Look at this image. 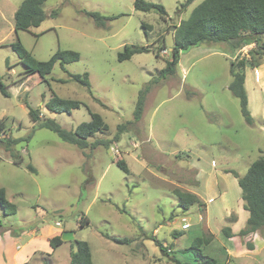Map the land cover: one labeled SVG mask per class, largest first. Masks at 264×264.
I'll use <instances>...</instances> for the list:
<instances>
[{
    "label": "rangeland",
    "instance_id": "1",
    "mask_svg": "<svg viewBox=\"0 0 264 264\" xmlns=\"http://www.w3.org/2000/svg\"><path fill=\"white\" fill-rule=\"evenodd\" d=\"M135 1L48 0L43 5L46 20L29 32L16 33L15 14L23 0H0V77L10 92L5 97L0 91V119L6 118L0 140L11 141L0 143V188L7 187L10 195L22 193L14 196L21 211L6 217L0 209V225L14 227L23 236L37 217L35 225L57 228L56 221L61 222L64 243L52 248L54 253H37L29 264H70L76 242L89 244L91 264L193 263L189 251L203 237L212 240L201 247L203 256L218 264H264V231L253 251L248 250L250 241L236 247L237 239L222 234L233 220L240 219L234 228L245 227L249 216L233 172L245 175L264 151L263 69L259 83L253 68L245 70L248 108L255 120L249 125L228 88L230 64L264 65L260 48L200 44L182 52L176 73L163 77L160 72L171 58L166 38L176 15L178 27L205 0H195L184 11L179 8L186 0H145L162 4L168 12L165 20L155 12L135 10ZM55 10L58 14L52 16ZM87 13L106 19L98 23ZM17 37L39 61H48L59 49L78 52L80 60L66 65L67 72L57 63L45 79L24 76L11 46ZM125 46L151 51L120 61ZM68 73H88L91 89L68 81ZM141 91L146 94L141 120L119 132V125L134 120ZM53 94L86 106L51 113L45 105ZM27 106L68 130L89 122L90 112L97 113L109 130L89 142L108 144L80 150L39 128ZM12 154L37 172L15 167ZM121 160L130 174L116 164ZM177 182L190 187L204 205L180 208L174 190L189 191L174 185ZM26 215L24 223L21 217ZM183 219L190 224L187 230L182 229ZM125 238L130 242L115 241ZM224 248L238 259L229 262Z\"/></svg>",
    "mask_w": 264,
    "mask_h": 264
},
{
    "label": "trees",
    "instance_id": "2",
    "mask_svg": "<svg viewBox=\"0 0 264 264\" xmlns=\"http://www.w3.org/2000/svg\"><path fill=\"white\" fill-rule=\"evenodd\" d=\"M48 0H23L15 14V31H27L32 28L39 27L47 18V14L43 9V5ZM195 0H186L180 5L179 9L186 10ZM135 10L141 12H155L161 19L168 17V12L162 4L147 2L145 0H136L134 3ZM58 11L55 10L52 16H56ZM90 17L100 22L106 19L97 13H87ZM150 28V27H148ZM264 36V0H205L193 9L190 16L182 21L175 32V47L171 52V58L166 60L165 68L160 72L161 76H171L176 73L177 65L180 61V55L184 51H188L192 47L199 46L204 43H228L235 50L242 49L246 46L255 45L260 48L259 54L264 59V44L262 37ZM13 51L17 54L19 62L24 66V76L38 74L45 79L52 73L54 66L59 63L61 68L67 72L66 65L78 62L80 54L72 50H57L48 61H39L27 51L17 37L12 45ZM147 47L125 46L124 51L119 54L120 61L130 60L134 55L150 52ZM253 51V50H252ZM158 57V54H157ZM261 64L239 62L230 64L231 82L229 90L234 97L239 99L241 112L245 121L249 125H254L255 120L248 108V94L246 90V74L247 67L257 68ZM70 82H77L91 89L89 74H71L68 73ZM0 91L5 97H10L7 86L2 83L0 77ZM145 91H141L136 102L134 110V120L117 127L119 132H124L128 125L139 122L142 118L145 106ZM86 106L80 101L72 99H63L55 94L46 103V109L51 113L62 114L71 113L72 110ZM28 107V115L30 120L39 128L47 129L54 132L58 137L69 144L76 146L80 150L86 148L93 149L98 145H106L104 140L90 143L89 140L97 134H103L109 130V126L103 117L97 113L90 112L91 120L83 122L74 130L64 128L59 122L53 118L44 116L39 109ZM6 128V118L0 119V133ZM10 145L11 141L0 143ZM14 141V143H18ZM14 164L21 165L22 159L16 154H12ZM116 164L130 174L125 161H117ZM30 172L36 173V168L29 164L26 166ZM233 175L238 180L241 189V199L243 208L249 213L246 225L240 230L237 236L247 237L257 232L264 231V151L262 155L254 161L248 168L247 173L243 176L237 172ZM173 194L177 198L178 206L185 211H189L194 206L204 205L200 198L181 189H175ZM0 207L5 216L15 215L18 206L10 202L6 196V190L0 188ZM234 221V220H233ZM82 224V223H81ZM222 234L226 238H233L236 235L232 232L231 227L225 226ZM206 238H198L193 242V248L189 251L190 258L193 263L190 264H218V261L212 258L204 257L201 247L207 246L211 241L207 242ZM116 242L127 244L128 239H115ZM64 240L61 236H55L50 239V245L54 249L61 246ZM77 251L70 252V264H91L92 252L87 242H76ZM161 251L166 252L165 248L158 244ZM248 250H254L253 244H248ZM223 253L230 257L223 249ZM204 255V256H203ZM204 260V261H203ZM178 264H189L188 262L178 261Z\"/></svg>",
    "mask_w": 264,
    "mask_h": 264
},
{
    "label": "crops",
    "instance_id": "3",
    "mask_svg": "<svg viewBox=\"0 0 264 264\" xmlns=\"http://www.w3.org/2000/svg\"><path fill=\"white\" fill-rule=\"evenodd\" d=\"M260 69H263L262 73L264 74V65H261L260 67L254 68V70H255L254 75H255L256 83L260 82V79H259V77L261 75ZM258 79H259V81H258ZM246 81H247V78H246ZM262 87H264V86H262ZM12 164L15 165V167H17L18 169H24L25 170L24 166L26 167V165L24 163H22L21 165H16V164H14V161H12ZM26 169H27V167H26ZM174 185H176L180 188H183L189 192L195 193L190 189V187H182V185L178 182ZM1 188H4L6 190V196H7L9 201H10V197L13 198V201H10V202H12L18 206L17 213L19 211H21V208L19 207V204L17 203V201H15L14 196H20L22 193L19 191V192H16L14 194L12 193V195H10L7 187H1ZM195 194H197V193H195ZM198 197H200V196L198 195ZM200 199H201V197H200ZM0 209H1V207H0ZM1 211L3 212L2 209H1ZM3 214H4V212H3ZM37 216H39L38 213H37ZM6 217H8V216H6ZM28 217H29V215L21 217L22 221L24 223H26V221H27L26 218H28ZM227 220H228V218H227ZM34 222L35 223L31 224V229L29 231L23 232V236L18 234L16 231L17 229H15L14 227L10 228V227H5V226L0 225V264H29L30 261L36 256L37 253L41 252L44 254L45 253L50 254V253L55 252V251H53V249L50 245V239L55 237V236H61V237L63 236L62 235L63 230L59 229V227L61 226V222L56 221V226H58L57 228L54 227L53 225H49V224H42V225L37 224V225H35L36 223H39L38 217ZM42 222H44V221L42 220ZM239 222H240V219L234 220L229 225V227H231L232 232L235 235L238 233V231H240L241 229L244 228V227H239L238 229H236V227L234 228V226L236 224L238 225ZM58 223H60V225H57ZM240 226H242V224ZM212 235H214V234H212ZM262 235H263V231L257 232L255 234L247 236V237L235 236L233 238H229V239L227 238V239L230 241L237 239V246L236 247H239V246L241 247L243 241H250L253 244L254 248H256V242H255L256 238L259 237L263 240V237H260ZM24 236H26V238H24ZM62 239H63V237H62ZM23 240H25V242H23ZM21 242H23L22 245L21 246L18 245V243L21 244ZM231 248H235V246L231 245ZM224 250L228 254V256L230 257V261H235V259H238L234 255V253H232L231 249L224 248Z\"/></svg>",
    "mask_w": 264,
    "mask_h": 264
},
{
    "label": "water",
    "instance_id": "4",
    "mask_svg": "<svg viewBox=\"0 0 264 264\" xmlns=\"http://www.w3.org/2000/svg\"><path fill=\"white\" fill-rule=\"evenodd\" d=\"M179 20V17L176 15L174 25L171 27V30L166 38L167 46L170 48L172 52L173 48L175 47V38H174V30L177 28L176 24Z\"/></svg>",
    "mask_w": 264,
    "mask_h": 264
},
{
    "label": "built area",
    "instance_id": "5",
    "mask_svg": "<svg viewBox=\"0 0 264 264\" xmlns=\"http://www.w3.org/2000/svg\"><path fill=\"white\" fill-rule=\"evenodd\" d=\"M117 155L119 154V152H118V150H117ZM184 221V224L182 225V229L183 230H187V229H189L190 228V224L188 223V222H185V219H183ZM58 225H59V223H58Z\"/></svg>",
    "mask_w": 264,
    "mask_h": 264
}]
</instances>
